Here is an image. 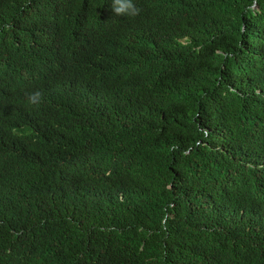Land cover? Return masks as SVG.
<instances>
[{
  "label": "trees",
  "instance_id": "16d2710c",
  "mask_svg": "<svg viewBox=\"0 0 264 264\" xmlns=\"http://www.w3.org/2000/svg\"><path fill=\"white\" fill-rule=\"evenodd\" d=\"M138 3L0 0V264H264V0Z\"/></svg>",
  "mask_w": 264,
  "mask_h": 264
},
{
  "label": "clouds",
  "instance_id": "9594fccd",
  "mask_svg": "<svg viewBox=\"0 0 264 264\" xmlns=\"http://www.w3.org/2000/svg\"><path fill=\"white\" fill-rule=\"evenodd\" d=\"M113 12L126 19H134L141 16L143 8L139 6L138 0H110ZM24 86V85H23ZM27 90L28 88L24 86ZM44 101V92L35 90L28 93L27 104L32 108H39ZM4 116L0 117V121Z\"/></svg>",
  "mask_w": 264,
  "mask_h": 264
}]
</instances>
